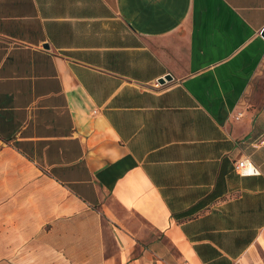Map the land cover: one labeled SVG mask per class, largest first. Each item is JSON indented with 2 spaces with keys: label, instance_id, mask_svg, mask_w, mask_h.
I'll use <instances>...</instances> for the list:
<instances>
[{
  "label": "crops",
  "instance_id": "obj_1",
  "mask_svg": "<svg viewBox=\"0 0 264 264\" xmlns=\"http://www.w3.org/2000/svg\"><path fill=\"white\" fill-rule=\"evenodd\" d=\"M263 31L264 0H0V264H264Z\"/></svg>",
  "mask_w": 264,
  "mask_h": 264
},
{
  "label": "built area",
  "instance_id": "obj_2",
  "mask_svg": "<svg viewBox=\"0 0 264 264\" xmlns=\"http://www.w3.org/2000/svg\"><path fill=\"white\" fill-rule=\"evenodd\" d=\"M243 114H239V117H242ZM235 170L242 177L255 176L259 174L258 169L251 163L247 158L241 159L235 163Z\"/></svg>",
  "mask_w": 264,
  "mask_h": 264
},
{
  "label": "water",
  "instance_id": "obj_3",
  "mask_svg": "<svg viewBox=\"0 0 264 264\" xmlns=\"http://www.w3.org/2000/svg\"><path fill=\"white\" fill-rule=\"evenodd\" d=\"M262 35H263V37H264V31H263ZM171 79H172L171 76H170V75H167V76H165L164 78L159 79L158 82H159L161 85H164L167 81H169V80H171Z\"/></svg>",
  "mask_w": 264,
  "mask_h": 264
}]
</instances>
